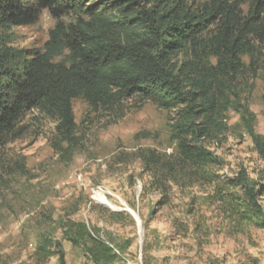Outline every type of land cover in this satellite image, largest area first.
<instances>
[{"label":"trees","instance_id":"trees-1","mask_svg":"<svg viewBox=\"0 0 264 264\" xmlns=\"http://www.w3.org/2000/svg\"><path fill=\"white\" fill-rule=\"evenodd\" d=\"M0 0V144L22 135L30 112L52 121V149L69 158L80 145L72 101L113 122L124 104L151 102L170 112L174 156L144 154L148 186L158 210L173 190L185 193L200 213L218 203L237 232L264 229V179L244 170L218 174L220 162L208 141L226 129V113L240 106L241 83L264 58V0ZM246 4L244 12L242 6ZM54 19L41 49L18 50L12 28ZM249 58V68L243 63ZM250 134H252L251 129ZM156 214V213H153ZM119 218L121 214H112ZM172 226L179 231L174 219ZM184 233L189 231L183 225ZM64 238L80 246L91 264H117L114 249L82 223H68ZM59 264H65L59 243Z\"/></svg>","mask_w":264,"mask_h":264},{"label":"rangeland","instance_id":"rangeland-1","mask_svg":"<svg viewBox=\"0 0 264 264\" xmlns=\"http://www.w3.org/2000/svg\"><path fill=\"white\" fill-rule=\"evenodd\" d=\"M191 1L197 6L204 0ZM54 23L42 11L37 24L8 32L10 46L41 49ZM243 63L248 69L249 58ZM245 74L236 109L247 106L248 114L230 108L226 129L206 144L220 162L222 179L239 170L264 179V58L256 74ZM72 109L80 145L70 158L52 149L55 125L36 112L25 116L18 139L0 144V264H59L58 255L46 257L58 251L55 243L65 264H91L82 247L64 238L70 222L84 224L89 235L110 245L117 264H264V229L237 232L218 203L208 199V208L198 213L185 193L173 190L171 204L158 210L159 194L148 186L142 157L150 151L176 154L170 112L151 102L127 101L123 116L113 122L93 114L80 98Z\"/></svg>","mask_w":264,"mask_h":264},{"label":"bare ground","instance_id":"bare-ground-1","mask_svg":"<svg viewBox=\"0 0 264 264\" xmlns=\"http://www.w3.org/2000/svg\"><path fill=\"white\" fill-rule=\"evenodd\" d=\"M98 201H99L101 204H103L104 206H106V207H109V206H110V205L108 204V202L105 201L104 199H102L101 197L98 198Z\"/></svg>","mask_w":264,"mask_h":264},{"label":"water","instance_id":"water-1","mask_svg":"<svg viewBox=\"0 0 264 264\" xmlns=\"http://www.w3.org/2000/svg\"><path fill=\"white\" fill-rule=\"evenodd\" d=\"M126 212H129L130 215L136 220V218H135V216H134V214L132 212H130V211H126Z\"/></svg>","mask_w":264,"mask_h":264}]
</instances>
